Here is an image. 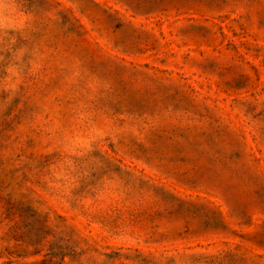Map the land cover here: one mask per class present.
Listing matches in <instances>:
<instances>
[{
    "label": "rangeland",
    "instance_id": "374dc122",
    "mask_svg": "<svg viewBox=\"0 0 264 264\" xmlns=\"http://www.w3.org/2000/svg\"><path fill=\"white\" fill-rule=\"evenodd\" d=\"M0 264H264V0H0Z\"/></svg>",
    "mask_w": 264,
    "mask_h": 264
}]
</instances>
